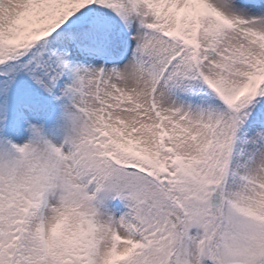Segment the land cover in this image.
<instances>
[{
  "label": "snow or ice",
  "instance_id": "6c2138e0",
  "mask_svg": "<svg viewBox=\"0 0 264 264\" xmlns=\"http://www.w3.org/2000/svg\"><path fill=\"white\" fill-rule=\"evenodd\" d=\"M0 264H264V0H0Z\"/></svg>",
  "mask_w": 264,
  "mask_h": 264
}]
</instances>
